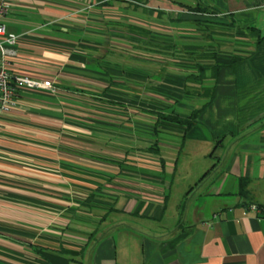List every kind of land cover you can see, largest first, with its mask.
<instances>
[{"label":"crops","instance_id":"0c3cea01","mask_svg":"<svg viewBox=\"0 0 264 264\" xmlns=\"http://www.w3.org/2000/svg\"><path fill=\"white\" fill-rule=\"evenodd\" d=\"M119 1L126 5L133 0ZM9 2L0 21L7 31L19 35L14 53L6 56L9 68L50 79L55 91L20 90L15 107L0 118V264H264V0L181 2L211 11L182 10L180 22H204L208 28L203 32L183 25L178 37L191 41L182 46L214 49L215 60L225 63L216 77L208 69V78L197 84L199 91L192 94L202 96L203 103L182 138L194 135L208 144H213L211 133L218 138L212 148L202 150L209 149L215 161L187 192L181 215L158 229L130 222V217L150 219L165 211L167 194L153 173L164 170L165 158L147 150L154 140L143 147L134 144V116L124 117L127 125L106 122L98 113L93 119L89 101L112 99L127 110L141 109L148 96L140 100L135 93L125 92L130 87L128 78L144 80L148 74L120 68L119 62L111 65L114 60L106 54L115 48L107 42L103 47L105 41L94 37H123L130 52L139 39L167 47L164 38L159 41L150 32L168 28L152 25L155 29L148 24L152 20L127 15L126 31L112 32L107 24L116 21L106 15V7H120L122 12L115 0ZM90 21L98 33L93 30L88 37ZM200 53L194 52L192 67L214 61L199 57ZM233 55L241 58L229 66ZM175 64L189 68L185 60ZM165 73L148 88L157 96L171 97L175 104L173 95L185 94L184 71ZM205 81L206 87L201 88ZM118 84L121 90L114 88ZM102 104L101 108L107 107ZM144 108L155 118L150 108ZM110 124L124 132L122 143L111 145L121 153L89 152L88 133ZM151 126L147 133L152 132ZM139 147L150 155L135 157ZM121 161L143 170L120 169ZM240 179L245 182L244 192H240ZM91 192L101 197L95 208L100 202L113 205L102 207L95 216L93 206L86 203ZM88 213L96 217L90 226L85 222Z\"/></svg>","mask_w":264,"mask_h":264},{"label":"rangeland","instance_id":"374dc122","mask_svg":"<svg viewBox=\"0 0 264 264\" xmlns=\"http://www.w3.org/2000/svg\"><path fill=\"white\" fill-rule=\"evenodd\" d=\"M182 1L188 2L189 0H133L129 3L126 2V5H124V3L119 0H115V3H120L122 12L119 11L120 7H106V11H108L106 12V15L116 21L114 23L110 22L107 24V26H109V30H113L112 32L122 33V31H126L125 26L129 23L126 18L127 15L136 16L137 19L147 21L152 20L151 22H148V24H151V26L156 25L157 29L160 25L168 28L167 32L160 30H151L150 32L155 39L159 38V41L164 38V40H166L169 44L167 47H160L159 45L155 44L149 45L145 43L144 40L139 39L140 43L136 42V45L133 46L131 50H129L130 52H128V48L125 47L127 46L128 42L123 37L111 38L110 40H108V37L104 36L94 37L98 38L101 42L105 41V44H102L103 47L104 45L107 46V42L108 45H113V47L115 48V51L112 54H106V58L113 59L115 61L110 63L111 65L119 62L121 64H119L120 68H130V70L135 73L142 72L143 70L145 71V74H148V77H146V79L144 80H138L137 78L126 75L122 77H130L128 78L130 79V87L128 90L127 88H125L127 90L125 92H128L129 96H132L135 93L139 96L140 100L143 99L142 97H145L144 95H152L151 97H156L157 95L153 93V89V92H151V89L148 88V84L151 85L157 83L158 81H161L166 74L165 72H181L182 70L184 71L185 69H182L180 66L177 67V65L175 64L176 61L185 60V64H188L189 66V68L187 69L195 68V66H191V60H194L196 58L194 56V53H191V51L193 50L191 48L188 49L186 47H183L185 46L183 44L191 40L178 37V30L179 28L183 27V25L189 28L199 27L203 32H207L208 28L205 27L204 22H180L182 10L187 11L185 5L183 6L181 4ZM123 15H125V17H122ZM118 20L120 21V23L118 22ZM90 23L87 26L89 32L88 37H91V34H94L91 31H95L96 27L94 26L96 24ZM152 28L155 27L152 26ZM95 33L97 34L98 32L95 31ZM94 38H90L89 40L93 41ZM129 42L131 43L132 40L130 39ZM100 53H98L97 56H100L101 58L103 53ZM205 78L208 77L206 76ZM203 84L204 86L202 85L201 88L206 87L205 85H207V81H205V83ZM114 88L117 90H121L122 87L118 84L114 85ZM148 96L143 103L155 104L158 107L162 108V110H164L165 112H169L170 110L174 109L175 112L178 111L182 114H188L191 110L200 107L203 103V101H200L202 96L194 94H184V96L182 97L173 95V101L175 100V104L171 103L172 99L169 96H157L163 100L160 103L158 101H155L154 99H149ZM102 103L108 108H101L100 104ZM89 108L90 118L95 119L96 113H98L102 114L106 122L110 123L115 122L117 124L120 123L122 125H127V122H125L126 124L124 123V117H127L128 115L129 117L134 116V128L136 136L134 144H136L137 146L143 147L147 144V142L150 143L153 140L159 141V152L161 156L165 158L166 165L163 171H153V173H156V175L159 176V182L164 192L167 194L166 209L161 213L160 207H157L156 213H161V217H151L149 219L148 216H140V218H137L135 215H133L130 217V222L151 224L152 227L156 229H158L162 225H167L175 222L176 218L181 215V207L183 205L182 203H184L187 199V192L191 190L192 186L195 187V184L200 178L201 174H203V172L207 170V168L215 161V157L209 154V149L208 151H205L206 153H202V150H204L208 145L212 148L215 139L218 138L216 134H210L213 139V144H208L207 142L204 143L196 140L194 135H190V137L187 136L183 140L182 133L184 127L182 125L166 128L161 127L160 130L156 132L147 133V126L149 124H153V120H155L156 118H154V116L152 114H149L148 112H143L139 106L134 107L135 110H133L134 108L132 106L127 110L119 103L107 101L101 102L94 97L91 98V101H89ZM97 109L102 110L97 112ZM175 124L178 125L179 123ZM129 125H131V120L129 122ZM100 127L102 128L100 132L92 130L93 132H89L87 135L89 152H95L99 149L100 153H104L103 151L108 152V154H116L117 152L121 153L120 150L111 149V145L122 143L121 141L123 140L124 136V132H121L123 131L122 128L119 126H112V124L105 126L100 125ZM132 141L133 140H130V142ZM182 142L183 145L181 149H179V145ZM141 147H139L138 150H135V157H145L146 155L144 154L150 155V153H148ZM90 156L91 155H89V159H91L92 157ZM151 158L154 159L153 157ZM92 160L95 161V159ZM138 166H132L129 165L127 161H121V164H119L117 167L120 169H139L140 171L143 170V168ZM209 173L210 175L212 174V172ZM207 178L201 182V187H204V185L207 183ZM97 198L98 195L93 197V199L90 201L91 207L93 206L91 210L95 213V216H97V214L101 212L100 209L102 207L104 209H107L109 206L113 205L111 204V202L106 201L105 203H98V205H101L95 208V205L97 204ZM100 198L101 197L99 196L98 199L100 200ZM90 215L91 214L88 213V217L85 221L88 222L89 226L95 223L96 219L95 216ZM139 231L140 230H137V233H139ZM140 234L142 235V233Z\"/></svg>","mask_w":264,"mask_h":264},{"label":"trees","instance_id":"16d2710c","mask_svg":"<svg viewBox=\"0 0 264 264\" xmlns=\"http://www.w3.org/2000/svg\"><path fill=\"white\" fill-rule=\"evenodd\" d=\"M184 6V5H183ZM186 9L188 11L191 12H198V13H210L211 11L207 10V8H205L204 6H200V5H185ZM198 23V21L196 22ZM258 42V41H257ZM191 47H189L188 49H190ZM192 49V48H191ZM193 50V49H192ZM200 56L199 57H211L214 59L213 62L211 63H202V62H196L195 64V68L193 69H185V73H184V85H183V91L185 94H192L194 92H198V86L197 84L199 82H201V80H203L206 76H207V70L210 69V76L212 77H216L218 75V69L221 65H225V63L218 61L217 59L215 60V56H216V50L214 49H205V50H199ZM198 50H193L191 51V53L193 52H199ZM196 55V54H195ZM241 58L240 56H231V59L229 60V62L227 63L229 66H232L234 64V62L237 61V59ZM212 74V75H211ZM118 92V91H116ZM110 102H118L115 100L110 99ZM141 109L144 111L146 110L144 107H148L150 108V111L155 115V120L153 121L152 124V128L151 131L152 132H156L158 130H160V128H166V127H174V126H179L182 125L184 127V130L187 131L188 129H190L195 121H196V116L197 113L199 112L198 108H195L193 110L190 111V113L186 116L183 115H179L177 113H175L173 110H170L169 112H165L164 110H162V108L158 107L155 104H145L143 102L140 103ZM175 123H179L178 125H176ZM158 140H154L150 146L147 148V150L152 151V153L158 154L159 153V148L157 145ZM158 156V155H157ZM158 158L160 159L161 164L163 163V159L162 157L158 156ZM163 167V165H162ZM244 180L240 179V186H241V190L240 192H244L242 187H244ZM93 197H95L94 192H91L86 200V203L88 206H91L90 201L93 199Z\"/></svg>","mask_w":264,"mask_h":264},{"label":"built area","instance_id":"2783aa9c","mask_svg":"<svg viewBox=\"0 0 264 264\" xmlns=\"http://www.w3.org/2000/svg\"><path fill=\"white\" fill-rule=\"evenodd\" d=\"M9 7V0H0V17L8 12ZM18 38L19 35L7 31L3 22L0 21V118L15 107L20 90L55 91L50 79L36 78L9 68L6 56L14 53L13 46ZM251 207L255 208V205Z\"/></svg>","mask_w":264,"mask_h":264}]
</instances>
